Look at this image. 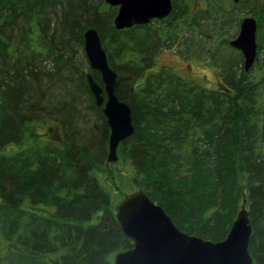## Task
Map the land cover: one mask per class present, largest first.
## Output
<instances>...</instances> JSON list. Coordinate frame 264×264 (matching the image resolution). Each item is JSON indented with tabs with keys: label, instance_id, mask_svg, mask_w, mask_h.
Masks as SVG:
<instances>
[{
	"label": "trees",
	"instance_id": "1",
	"mask_svg": "<svg viewBox=\"0 0 264 264\" xmlns=\"http://www.w3.org/2000/svg\"><path fill=\"white\" fill-rule=\"evenodd\" d=\"M246 2L257 3L244 11L257 21L248 71L229 45ZM116 11L104 0H0V264H114L132 246L116 206L136 189L213 241L243 204L252 264H264V0H172L167 16L120 29ZM87 27L131 109L133 132L113 162L85 78L102 85L100 74L73 60ZM210 41L215 86L157 65L165 48L192 56ZM50 122L58 138L41 131Z\"/></svg>",
	"mask_w": 264,
	"mask_h": 264
},
{
	"label": "water",
	"instance_id": "2",
	"mask_svg": "<svg viewBox=\"0 0 264 264\" xmlns=\"http://www.w3.org/2000/svg\"><path fill=\"white\" fill-rule=\"evenodd\" d=\"M116 6V28L144 24L161 19L172 9V0H104ZM238 2L239 0H233ZM257 21L246 15L240 20L229 45L243 55V69L248 71L257 56ZM83 50L90 68L99 72L102 85L90 72L85 73L88 89L106 117L109 127L106 160L117 159L120 141L132 134L129 105L115 93L117 72L109 65L98 32L94 27L83 31ZM116 218L132 246L113 256L114 264H252L248 252L251 234L248 210L242 204L224 238L210 240L179 229L162 206L140 189L125 193L116 206Z\"/></svg>",
	"mask_w": 264,
	"mask_h": 264
},
{
	"label": "rangeland",
	"instance_id": "3",
	"mask_svg": "<svg viewBox=\"0 0 264 264\" xmlns=\"http://www.w3.org/2000/svg\"><path fill=\"white\" fill-rule=\"evenodd\" d=\"M258 4L262 0H257ZM257 3H253V5H249L248 2L244 3L242 6V16L244 15L245 9L247 11H257V7L255 6ZM198 5V2H195V7ZM250 6V7H249ZM249 15V13H248ZM252 16V15H251ZM235 31L232 32V34ZM238 32V31H237ZM237 32H235L231 36V38L235 37ZM264 33V30H263ZM257 34V32H256ZM257 38V36H256ZM257 42V41H256ZM264 42V41H263ZM212 41L203 45H198L199 49L196 51L195 55L188 56L185 50H178L174 47H169L161 50L157 56L156 62L157 65H167L171 67L173 70L178 72L184 76H190L194 79L200 80L205 83L207 86H215L220 79L218 74V66L215 59L208 58V50L207 47H210ZM179 47H186V45H181ZM218 57V56H217ZM75 58V59H74ZM262 58V54L259 56ZM73 60L79 61L80 65H87L86 58L83 55V50L80 49V52L73 57ZM41 131L45 133L47 137L58 138L60 135L59 126L57 123L50 122L40 126Z\"/></svg>",
	"mask_w": 264,
	"mask_h": 264
},
{
	"label": "flooded vegetation",
	"instance_id": "4",
	"mask_svg": "<svg viewBox=\"0 0 264 264\" xmlns=\"http://www.w3.org/2000/svg\"><path fill=\"white\" fill-rule=\"evenodd\" d=\"M171 218V217H170ZM178 227V226H177ZM179 228V227H178ZM180 229V228H179ZM182 230V229H181ZM184 231V230H183Z\"/></svg>",
	"mask_w": 264,
	"mask_h": 264
},
{
	"label": "bare ground",
	"instance_id": "5",
	"mask_svg": "<svg viewBox=\"0 0 264 264\" xmlns=\"http://www.w3.org/2000/svg\"><path fill=\"white\" fill-rule=\"evenodd\" d=\"M95 103V102H94Z\"/></svg>",
	"mask_w": 264,
	"mask_h": 264
}]
</instances>
